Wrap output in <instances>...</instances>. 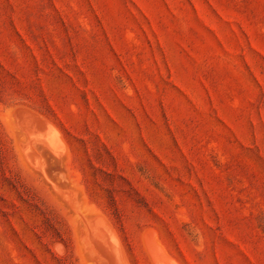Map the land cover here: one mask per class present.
<instances>
[{"label": "rangeland", "instance_id": "obj_1", "mask_svg": "<svg viewBox=\"0 0 264 264\" xmlns=\"http://www.w3.org/2000/svg\"><path fill=\"white\" fill-rule=\"evenodd\" d=\"M118 259L264 264V0H0V264Z\"/></svg>", "mask_w": 264, "mask_h": 264}, {"label": "bare ground", "instance_id": "obj_2", "mask_svg": "<svg viewBox=\"0 0 264 264\" xmlns=\"http://www.w3.org/2000/svg\"><path fill=\"white\" fill-rule=\"evenodd\" d=\"M111 231H112V230H111ZM110 237H111V236H110ZM110 237H109L110 240H113V239H114V238L112 239V238H110ZM114 240H116V239H114ZM116 241H117V240H116ZM113 242H115V241H113ZM109 244L112 245V244H113L112 241H111V243H109ZM116 244H118V243H116ZM116 244H114V245H116ZM116 246H117V245H116ZM118 247H119V245H118ZM112 248H113V245H112ZM114 250H115V249H114ZM117 251H118V250H117ZM110 253H111L110 256L112 257V252H110ZM116 256H117V255H116ZM121 257H122V256H121ZM166 260H167V259H166ZM118 261H119V259H118ZM169 263H170V262H169ZM117 264H118V263H117ZM119 264H123V262L121 263V262L119 261Z\"/></svg>", "mask_w": 264, "mask_h": 264}]
</instances>
